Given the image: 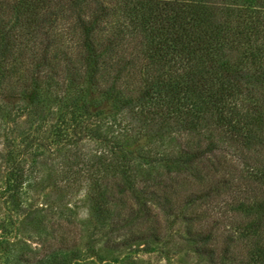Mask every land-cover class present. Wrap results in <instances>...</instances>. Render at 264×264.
<instances>
[{"label":"trees","instance_id":"16d2710c","mask_svg":"<svg viewBox=\"0 0 264 264\" xmlns=\"http://www.w3.org/2000/svg\"><path fill=\"white\" fill-rule=\"evenodd\" d=\"M53 107L68 119L49 144L105 149L63 164L91 182L101 253L161 244L205 264H264V0H0V123ZM32 142L45 146L25 135L0 155L14 212ZM172 223L179 243L166 241ZM45 237L29 264L74 252Z\"/></svg>","mask_w":264,"mask_h":264},{"label":"rangeland","instance_id":"374dc122","mask_svg":"<svg viewBox=\"0 0 264 264\" xmlns=\"http://www.w3.org/2000/svg\"><path fill=\"white\" fill-rule=\"evenodd\" d=\"M52 109L53 113L50 115L43 116L39 113L36 117L28 118L23 114L15 124L0 123V155L4 150L5 139L19 148H23L25 135L45 141V146L32 142L27 145L29 148L21 151L25 181L18 212L12 211L4 201L2 190L5 169L0 159V264H29L37 256L34 252L42 248V239L46 236L49 241L51 235L61 236L68 245L74 244L73 253L69 249L59 253L60 264H205L186 252H172L162 248L161 244L152 245L148 249L139 244L108 256L99 251L101 238H93L92 241L88 236L91 229L88 200L91 182L85 174L74 175L75 168L64 172L63 164L71 152L77 151L79 156L90 160L97 159L105 149L93 139H83L76 148L49 144L53 129L60 121L68 119V115L56 107ZM41 119L43 125L36 130V121L41 123ZM234 160L231 157L230 162L233 165ZM79 167L80 165L77 166ZM46 225L53 229L50 236V229L42 230ZM180 234L177 224L172 223L166 241L179 243ZM26 249L30 251L27 252ZM19 255L22 258L17 262Z\"/></svg>","mask_w":264,"mask_h":264}]
</instances>
